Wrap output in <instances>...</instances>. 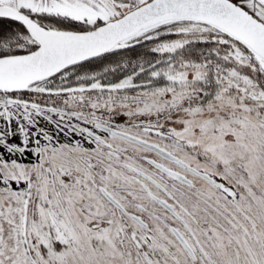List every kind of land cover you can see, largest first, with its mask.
Segmentation results:
<instances>
[{
    "label": "snow or ice",
    "instance_id": "6c2138e0",
    "mask_svg": "<svg viewBox=\"0 0 264 264\" xmlns=\"http://www.w3.org/2000/svg\"><path fill=\"white\" fill-rule=\"evenodd\" d=\"M0 264H264V0H0Z\"/></svg>",
    "mask_w": 264,
    "mask_h": 264
},
{
    "label": "trees",
    "instance_id": "16d2710c",
    "mask_svg": "<svg viewBox=\"0 0 264 264\" xmlns=\"http://www.w3.org/2000/svg\"><path fill=\"white\" fill-rule=\"evenodd\" d=\"M3 24L4 27H8V22L7 21H3V22H0Z\"/></svg>",
    "mask_w": 264,
    "mask_h": 264
}]
</instances>
